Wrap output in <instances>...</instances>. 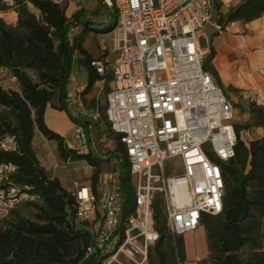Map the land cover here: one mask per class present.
<instances>
[{"label": "built area", "instance_id": "built-area-1", "mask_svg": "<svg viewBox=\"0 0 264 264\" xmlns=\"http://www.w3.org/2000/svg\"><path fill=\"white\" fill-rule=\"evenodd\" d=\"M101 1L117 20L111 46L100 41L103 57L91 65L100 75L108 69L113 73L112 89L104 95L105 114L125 153L107 159L113 168L105 173L106 190L74 194L75 219L95 226L84 255L91 264H148L150 248L159 239L153 218L156 198L162 200L174 236L195 231L202 213L219 215L223 210L220 162L235 157L234 106L204 69L198 44L204 28L222 27L215 23L216 0ZM96 85L100 99L103 82ZM65 105L72 147L102 158L96 147L98 128L103 132L99 104H84L78 93L67 95ZM18 151L14 136H0V154ZM124 165L131 187L129 210ZM17 174L15 163L0 160V226L14 209L41 200L33 187L16 183Z\"/></svg>", "mask_w": 264, "mask_h": 264}, {"label": "trees", "instance_id": "trees-1", "mask_svg": "<svg viewBox=\"0 0 264 264\" xmlns=\"http://www.w3.org/2000/svg\"><path fill=\"white\" fill-rule=\"evenodd\" d=\"M219 5L216 0L215 15ZM66 10L67 3L58 4L54 0H11L10 3L0 0V14L12 11L17 15L15 24L0 16V68L6 69L18 85V90L0 85V136L12 135L19 144L17 153H1L0 160L15 163L16 183L33 187L41 196L39 202L26 204L35 208V218L23 216L16 208L11 212L13 218L3 221L0 264H91L84 255L92 235L74 225L76 197L41 166L33 147L37 128L48 140L57 142L62 161H84L93 169L87 180L91 192L97 195L104 160L68 146L65 138L51 130L44 120L46 108L53 105L56 97L59 105L55 107L67 112V84L74 61L88 71L87 85L79 92L83 103L91 107L99 104L103 133L116 143V156L124 157L120 136L113 132L107 120L105 102L101 103L95 93L100 81L103 95L112 89L113 73L108 69L100 75L91 62L103 56L94 57L85 47L90 32L108 33L114 21L97 30L81 10L72 18ZM263 14L264 0H244L218 22L221 27L237 21L248 23ZM213 56L212 50L203 67L215 77L216 72L209 65ZM249 111L250 124H234L235 157L220 162L224 180L222 213H202L200 219L210 241L211 264H264V136L248 145L240 136L243 129L264 127V108L252 101ZM128 173L123 171L122 185L125 207L129 210L132 198ZM153 218L159 239L150 248L148 264H183V239L169 231L161 198L154 201Z\"/></svg>", "mask_w": 264, "mask_h": 264}, {"label": "crops", "instance_id": "crops-1", "mask_svg": "<svg viewBox=\"0 0 264 264\" xmlns=\"http://www.w3.org/2000/svg\"><path fill=\"white\" fill-rule=\"evenodd\" d=\"M76 1L65 0L67 3L66 14L69 18L80 11L76 6ZM218 1L220 5L215 15V23L220 25L218 19L244 0ZM106 8L107 13H109L108 19L102 24L95 22L90 12H84L85 17H88L92 22V26L104 25L105 27L106 24L113 20L114 27L117 20L115 11L113 12V9ZM2 15L0 14L9 24H15L17 21L15 12H13L12 20L9 21ZM106 34H110V32H90L86 38L85 47L94 57L101 55L99 43L102 40L105 41ZM198 44L204 54L205 61L207 58L209 59L211 51H214V56L209 63L210 67L216 72V76L212 77L234 106V124L241 126L250 124L252 121L249 111L250 102L254 101L257 105H261L264 108V14L248 23L241 21L228 23L221 30H218L213 25H209L200 33ZM6 74L9 75L11 82L14 83V86L10 88L18 90L16 79L7 71L2 76ZM87 82V69L77 61H74L67 84V95L75 97L85 88ZM3 83H0V85L5 88ZM95 89L97 96L98 89L96 87ZM254 91H258L260 96L257 97L253 93ZM57 105H59V100L56 97L53 105H49L46 108L44 115L45 123L51 130L63 136L68 146L72 147L74 133L71 118L66 111L58 110L55 107ZM240 136L245 144L248 145L250 141L264 136V127L252 126L248 129H243L240 132ZM33 147L41 157V166L52 173L54 177H57L62 186L69 192L76 194L82 189H84V193L90 192L87 177L90 176L93 170L84 161H62L58 155L57 142L48 140L37 128L34 129ZM105 180L106 175L102 172L99 176V188H103ZM197 229H204L205 231L202 225ZM208 254L207 250L203 256L196 255L190 257L187 255L186 261L183 264H211Z\"/></svg>", "mask_w": 264, "mask_h": 264}, {"label": "rangeland", "instance_id": "rangeland-1", "mask_svg": "<svg viewBox=\"0 0 264 264\" xmlns=\"http://www.w3.org/2000/svg\"><path fill=\"white\" fill-rule=\"evenodd\" d=\"M4 1L10 3L11 0H4ZM76 6L79 10H82V12H87V13L90 12V14L93 15L94 21L97 23L102 24V23H104V21H107V19H108L109 13H107L108 11H107L106 5L103 2H100V0H77ZM29 8L31 10L37 12L32 6H29ZM113 12H114V10H113ZM2 16L5 17L7 21L12 20L13 12L9 11L6 14H3ZM103 27H104V25H101V26L96 25L95 26V28L97 30H102ZM104 39H105L107 45L111 46V35L106 34ZM201 46H203V44H201ZM97 48H98V46H97ZM207 60H208V58H207ZM0 83H3L5 85L6 89H11L10 87L14 86V83L11 82V78L9 77L8 74H6L4 76H2V74H0ZM95 87H97V85ZM100 100H101V103L104 102L103 92L100 95ZM1 109H2V107L0 106V110ZM102 135H103V132H101L100 128H98V132L96 135V147H97L98 153L102 156L101 159L104 160V162L102 163V172L107 173L109 170H111L113 168V162L108 161L107 159H110L111 157H115L117 155L118 151H117V145L114 142V140L107 137V136L103 137ZM123 171L124 172L127 171V168L123 167ZM103 189L106 190L105 185L103 186ZM17 210L21 211V214L25 217L32 218V219L35 218L36 210H35V208H33L31 206H27L25 204V205L18 207ZM12 218H13V216H12V214H10L7 217V220H11ZM74 225L77 229H84V230L89 231L91 235L95 231V226L90 227L87 224H85L81 221H78L76 219L74 221ZM182 239H183L182 243H183V249H184L183 262L186 261L187 255H189L190 257L191 256L194 257L196 255L203 256V254L207 250L209 251L210 241H209V237H208L206 231H204V229H197V231H195L193 233L184 234V235H182ZM186 249H188L189 252ZM247 252H249V250H245V253H247Z\"/></svg>", "mask_w": 264, "mask_h": 264}]
</instances>
